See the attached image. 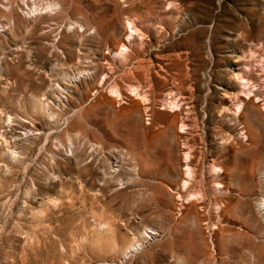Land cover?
<instances>
[{
    "label": "rangeland",
    "instance_id": "374dc122",
    "mask_svg": "<svg viewBox=\"0 0 264 264\" xmlns=\"http://www.w3.org/2000/svg\"><path fill=\"white\" fill-rule=\"evenodd\" d=\"M262 206L264 0H0V264H264Z\"/></svg>",
    "mask_w": 264,
    "mask_h": 264
},
{
    "label": "bare ground",
    "instance_id": "6f19581e",
    "mask_svg": "<svg viewBox=\"0 0 264 264\" xmlns=\"http://www.w3.org/2000/svg\"><path fill=\"white\" fill-rule=\"evenodd\" d=\"M54 3V2H53ZM55 4V3H54ZM56 6V5H55ZM54 8V7H53ZM37 10V9H36ZM263 203V202H262ZM262 205V204H261ZM264 207V206H262ZM264 209V208H262ZM149 231V229H148ZM153 234V233H152ZM144 236V235H143ZM145 238V237H144ZM143 238V239H144ZM146 238H149L148 236H146ZM149 240V239H148ZM144 241H140V242H133L130 246H128V248H126V251L125 253H129V252H132V251H136V249L140 248L141 249V246L144 244L143 243ZM138 251V250H137ZM135 253V252H134ZM130 254V253H129ZM126 255V254H125Z\"/></svg>",
    "mask_w": 264,
    "mask_h": 264
},
{
    "label": "built area",
    "instance_id": "2783aa9c",
    "mask_svg": "<svg viewBox=\"0 0 264 264\" xmlns=\"http://www.w3.org/2000/svg\"><path fill=\"white\" fill-rule=\"evenodd\" d=\"M150 234H152L153 232L152 231H149Z\"/></svg>",
    "mask_w": 264,
    "mask_h": 264
}]
</instances>
